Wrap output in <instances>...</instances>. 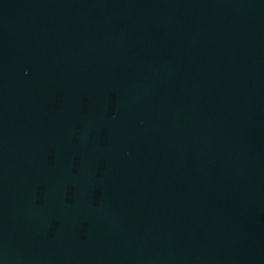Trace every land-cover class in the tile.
<instances>
[{
    "label": "water",
    "instance_id": "obj_1",
    "mask_svg": "<svg viewBox=\"0 0 264 264\" xmlns=\"http://www.w3.org/2000/svg\"><path fill=\"white\" fill-rule=\"evenodd\" d=\"M0 264H264V0H0Z\"/></svg>",
    "mask_w": 264,
    "mask_h": 264
}]
</instances>
